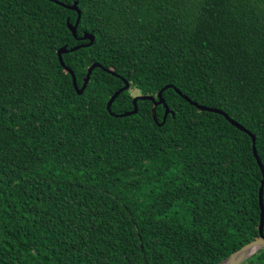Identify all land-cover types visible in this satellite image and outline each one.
<instances>
[{"label": "trees", "instance_id": "16d2710c", "mask_svg": "<svg viewBox=\"0 0 264 264\" xmlns=\"http://www.w3.org/2000/svg\"><path fill=\"white\" fill-rule=\"evenodd\" d=\"M0 0V264H221L259 237L264 0ZM114 70L115 75L104 70ZM264 205V187H263ZM264 234V223H263ZM243 264H264V249Z\"/></svg>", "mask_w": 264, "mask_h": 264}, {"label": "water", "instance_id": "95a60500", "mask_svg": "<svg viewBox=\"0 0 264 264\" xmlns=\"http://www.w3.org/2000/svg\"><path fill=\"white\" fill-rule=\"evenodd\" d=\"M49 1H53L56 4L66 8V9L73 10V11H75L78 14V17H77V20H76L75 24H71L70 21L67 20V26H68L69 30L72 32L73 36L77 40L88 41V43L78 45V46H76L74 48H68V46L65 45V46H63L62 48H60L58 50V58H59V61H60L61 65L72 76L73 85H74L75 90L78 92L79 95H82L84 93L89 81H90V78H91V75H92V72L94 71V69L95 68H103V67H102V65L100 63H94L88 69V74L86 76L84 84L80 88L78 86L77 78L75 76V73L73 72V70L71 68L66 66V64H65V62L63 60V55L71 53V52H75V51H77V50H79L81 48H87V47L92 46L94 44V42H95V36L93 34H91V33H84L83 36L78 37L77 28H78L79 22L81 20V10L78 7V2L77 1L74 2L71 5L70 4L61 3V2H59L57 0H49ZM104 70L106 72L110 73V74L115 75V72L112 69L104 68ZM123 81H124V86L121 89H119L118 91H116L114 93V95L110 98V100L107 103V110L110 112V114L113 117H121V118H123V117L131 116V115H136L138 113V111H139L138 101H140V100H148V101L153 102L154 111H155V108L158 105H163L165 107L166 111H165V114H164V117H163V122L160 124L162 126L166 122V119H167L168 115L172 114L174 116L173 111L170 110V108L167 105V103L165 101V98L163 96L164 92L167 89L173 88L177 92V94H179L186 102H188L190 105L194 106L198 110L219 114V115L223 116L233 127L239 129L240 131H242V132H244V133H246V134H248L250 136V138L252 140V152H253L254 157L256 158L257 164H258V166H259V168L261 170V173H262V180H261V185H260V188H259V208H260V220H259V227H258L259 237L257 239H255L254 241L242 246L239 250H237L236 252L231 254L224 261H222L221 264H243L245 260H247L248 258L253 256L257 252H259L260 250L264 249V234H263L264 205H263V197H262L263 187H264V168H263V166H262V164H261V162H260V160H259V158L257 156V152H256V148H255V137L252 134H250L249 131L244 129L240 124H238L237 122L232 120L223 111L218 110V109H214V108H211V107L202 106V105H199V104L191 101L189 98H187L186 96L182 95V93L177 88H175L173 85L165 86L155 96L154 95H138V96L134 97V99H133L134 109L132 111H130V112L116 115V114H114L112 112V105H113L114 101L117 99V97L121 93H123L124 91L130 90V83L127 80H125V79H123ZM240 253H242L244 255L243 256L242 255L239 256Z\"/></svg>", "mask_w": 264, "mask_h": 264}, {"label": "bare ground", "instance_id": "6f19581e", "mask_svg": "<svg viewBox=\"0 0 264 264\" xmlns=\"http://www.w3.org/2000/svg\"><path fill=\"white\" fill-rule=\"evenodd\" d=\"M240 255H242V256H243L244 254L240 253V254H239V256H240Z\"/></svg>", "mask_w": 264, "mask_h": 264}]
</instances>
